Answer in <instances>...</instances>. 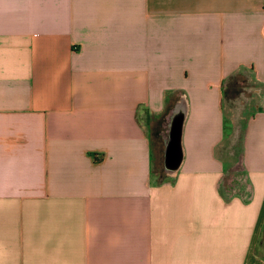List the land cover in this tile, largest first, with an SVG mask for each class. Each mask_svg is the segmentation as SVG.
Here are the masks:
<instances>
[{"label":"crops","instance_id":"0c3cea01","mask_svg":"<svg viewBox=\"0 0 264 264\" xmlns=\"http://www.w3.org/2000/svg\"><path fill=\"white\" fill-rule=\"evenodd\" d=\"M244 68L264 0H0V264H264V105L218 151Z\"/></svg>","mask_w":264,"mask_h":264},{"label":"rangeland","instance_id":"374dc122","mask_svg":"<svg viewBox=\"0 0 264 264\" xmlns=\"http://www.w3.org/2000/svg\"><path fill=\"white\" fill-rule=\"evenodd\" d=\"M228 85V86H227ZM224 87L225 98L223 105V113L226 119V135L220 145L219 152L223 154H231L234 158L240 153L241 135L244 122L251 113L256 111L255 103L259 96L255 93V88L260 87L258 83L250 78L248 69H239L236 74L231 77V81L226 83ZM227 89V90H226ZM262 90H260V93ZM234 156V157H233ZM161 161L155 164L154 170H163ZM230 175L226 174L225 178L229 179ZM256 250L261 256H264V239L261 236L256 244Z\"/></svg>","mask_w":264,"mask_h":264},{"label":"water","instance_id":"95a60500","mask_svg":"<svg viewBox=\"0 0 264 264\" xmlns=\"http://www.w3.org/2000/svg\"><path fill=\"white\" fill-rule=\"evenodd\" d=\"M181 116L172 114L168 121L167 136L164 141L163 167L164 169H175L180 160L179 133Z\"/></svg>","mask_w":264,"mask_h":264},{"label":"built area","instance_id":"2783aa9c","mask_svg":"<svg viewBox=\"0 0 264 264\" xmlns=\"http://www.w3.org/2000/svg\"><path fill=\"white\" fill-rule=\"evenodd\" d=\"M254 90H255V93L259 96L258 100L254 104L255 105V108H258V107L264 105V91H262L260 93V90H261L260 87H257Z\"/></svg>","mask_w":264,"mask_h":264},{"label":"bare ground","instance_id":"6f19581e","mask_svg":"<svg viewBox=\"0 0 264 264\" xmlns=\"http://www.w3.org/2000/svg\"><path fill=\"white\" fill-rule=\"evenodd\" d=\"M181 116V115H180ZM166 170H168V171H173L174 169H166Z\"/></svg>","mask_w":264,"mask_h":264}]
</instances>
